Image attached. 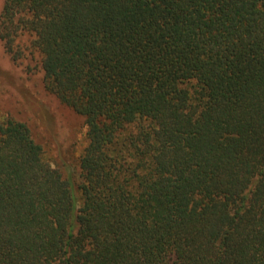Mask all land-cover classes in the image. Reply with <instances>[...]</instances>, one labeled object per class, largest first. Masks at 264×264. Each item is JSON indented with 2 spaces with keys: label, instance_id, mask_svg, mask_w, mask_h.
I'll use <instances>...</instances> for the list:
<instances>
[{
  "label": "trees",
  "instance_id": "trees-1",
  "mask_svg": "<svg viewBox=\"0 0 264 264\" xmlns=\"http://www.w3.org/2000/svg\"><path fill=\"white\" fill-rule=\"evenodd\" d=\"M0 42L84 126L75 170L0 111V264H264V0H3Z\"/></svg>",
  "mask_w": 264,
  "mask_h": 264
},
{
  "label": "rangeland",
  "instance_id": "rangeland-1",
  "mask_svg": "<svg viewBox=\"0 0 264 264\" xmlns=\"http://www.w3.org/2000/svg\"><path fill=\"white\" fill-rule=\"evenodd\" d=\"M0 0V9L2 6ZM0 111L24 119L49 153L73 168L84 143L83 120L43 90L38 74L24 72L0 42Z\"/></svg>",
  "mask_w": 264,
  "mask_h": 264
}]
</instances>
